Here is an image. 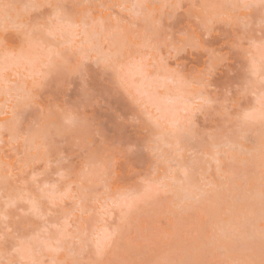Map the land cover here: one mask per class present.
Wrapping results in <instances>:
<instances>
[{"label":"rangeland","instance_id":"374dc122","mask_svg":"<svg viewBox=\"0 0 264 264\" xmlns=\"http://www.w3.org/2000/svg\"><path fill=\"white\" fill-rule=\"evenodd\" d=\"M3 2L13 6L10 21L19 17L29 31L48 22L52 10L45 5H65L69 25L43 34L45 43L36 44L11 23L6 31L0 19V215L8 216L0 220V237H8V246L0 240V260L261 264L264 205L244 201L255 193L264 201V118L254 95L240 94L236 86L246 75V53L259 67L264 50H249L246 43L243 51L234 47L245 27L257 43L264 39L261 12L210 8L207 16L224 21L209 28L203 24L205 11L192 7L259 0ZM32 5L38 7H26ZM94 43L103 46L98 54L113 63L97 66V53H92L82 77L75 69ZM51 50L62 55L69 71L54 72L42 84ZM140 57L154 80V93L137 91L139 78L128 76L130 60ZM201 93L211 103H202ZM165 98L178 100L174 114L164 109ZM160 105L163 110L156 111ZM57 107L83 123L66 140L57 138L47 153L38 152L40 130L32 126L39 122L42 130L60 123V112L49 113ZM244 111L251 115L241 132L235 117ZM177 123L190 127L179 144ZM226 138L234 149L226 146ZM90 154L95 159L81 175ZM61 156L66 162L57 166ZM186 191L192 198L181 200ZM132 193L138 194L134 208L121 223L120 209L105 201ZM34 202L42 207V218L33 213ZM102 217L117 235L109 250L97 254L93 236ZM253 218L258 220L251 223ZM245 219L251 225L242 224ZM248 230L260 239L240 242L238 232ZM17 232L36 237L31 251L24 246L13 253Z\"/></svg>","mask_w":264,"mask_h":264},{"label":"snow or ice","instance_id":"6c2138e0","mask_svg":"<svg viewBox=\"0 0 264 264\" xmlns=\"http://www.w3.org/2000/svg\"><path fill=\"white\" fill-rule=\"evenodd\" d=\"M13 7L12 5L5 4L3 0H0V19H2L5 30L7 31V25L11 23L12 29L20 34L22 33L26 39L29 41L36 43V44H44L45 41L42 39V35L46 34L51 36L54 29H60L65 23V15L67 8L65 5L56 4V5H45L43 7H47L51 9V13L48 18V22L44 24H37L35 26L31 27V30L29 31V25L24 24L20 18L18 17L16 21H10L9 16V9ZM26 7H38L36 5L32 6H26ZM122 8H126L127 5H121ZM133 8L135 7H145L143 5H133ZM164 7H173L171 5H165ZM175 7H179L178 5ZM193 8H200L205 11V19L203 21V24L205 27H214L215 24L220 21H224L223 16H207V10L210 8H226V9H236V8H243L245 10H252L255 8H258L261 12V18H262V26H264V0H259V3H245V4H225V5H209V4H203V5H192ZM89 24H85V27H89ZM96 39H99V36L97 34H94ZM245 43L248 45L249 50L252 47H258L262 50H264V39H261L259 43H257L254 39H252L247 32V28L245 27L244 32L237 38L236 43L234 44V47L243 51ZM126 43L122 45L121 47H126ZM102 45L99 43L90 44V52H87L84 54V59L82 62L76 67L75 71L80 76L86 75V68H87V62L90 59V56L92 53H97V59L96 64L99 66L100 64H105L108 66H111L113 63L112 57H103L100 56L98 53L102 50ZM15 50H13L14 54ZM249 58V63L246 69H243L242 71L246 72V75L242 74L240 76V79L237 82L236 91L240 94L246 95L249 92H251L257 103L260 106V113L261 117L264 118V59L261 60L259 67H257L256 61L254 58L250 56L249 53H246ZM116 56H119V53H116ZM7 59V57H5ZM129 72L134 74L135 76L139 77L142 80H147L146 73H145V65H144V59L143 57L140 58H133L130 60L129 64L127 65ZM69 71L66 63L63 61L62 55L56 51L51 50V54L49 56V62H48V73H42L41 77V83L43 84L44 81L51 77L54 72L59 73H67ZM59 83V82H58ZM34 99V97L29 96V103ZM198 99L202 103H211V101L205 100L203 93H201L198 97ZM190 103L192 101H189ZM52 111H57L61 113L60 116V123H53L50 127L45 126L41 130V126L39 122H36L32 127L33 129L40 130L37 132V135L39 139L41 140V144L37 146V151L39 152L41 148L45 151V153L48 152L49 147L52 143L55 142L57 138L61 140H66L69 136L73 134L74 129L76 128L78 122L76 117L68 110L64 108L57 107L56 109H49V113ZM251 115V112L244 111L240 114H238L235 117V126L238 130L241 132L244 130V128L247 125V121L249 120ZM174 127L177 131V142L179 144V140L183 137V135L190 130V127L185 125L181 126L179 123L175 124ZM32 133L30 132L29 135ZM226 146L229 149H234L236 145L231 142L230 139H225ZM86 142V141H85ZM171 147V145H169ZM153 152H158V147L154 146L152 148ZM95 157L91 154L89 155V162L85 164L84 170L81 173V175L85 174L88 169L91 167V161L94 160ZM66 161L63 160V157L61 156L60 159L57 160V166H59L61 163H64ZM44 187H50V185L45 184ZM52 195H56L55 192L52 193ZM136 193H132L129 195L121 196L116 199H108L105 201V205H111L112 208H118L120 209V221L123 223L126 220V217L131 213V211L134 208L136 198ZM33 213L36 215L37 218L43 217V209L40 206L38 202H34L33 207ZM8 216L7 213H3L0 215V220L7 221ZM4 227L7 228V224H4ZM8 231H11V229H8ZM117 231L111 229L110 227L103 224V217L101 218V226H99L95 232H94V245L95 250L97 254H103L107 250H109L116 240ZM36 237H23L20 232H17L16 235L12 238V250L13 253H17L21 251V248L24 246L28 247V250L31 251V242ZM0 240L4 243L5 246H8V237H0ZM57 244H59V241H56ZM0 264H17L16 261H13L11 259L9 260H0ZM24 264H35L34 261H28L24 262ZM78 264V262H77ZM127 264V262H125ZM163 264H172V262L164 261ZM175 264H180V262H175ZM261 264H264V260L261 261Z\"/></svg>","mask_w":264,"mask_h":264},{"label":"bare ground","instance_id":"6f19581e","mask_svg":"<svg viewBox=\"0 0 264 264\" xmlns=\"http://www.w3.org/2000/svg\"><path fill=\"white\" fill-rule=\"evenodd\" d=\"M67 22V21H66ZM68 22H70L71 23V21H68ZM66 24H68V23H66ZM69 25V24H68ZM70 26H73V27H70V28H74V25L72 24H70ZM63 27H65V26H63ZM65 28H67V27H65ZM65 28H63V29H65ZM63 32H64V30H63ZM68 34V33H67ZM71 36H73V35H71ZM66 38V40H68L67 39V37L68 38H70V36H65L64 35V33H63V38ZM71 40V39H70ZM64 43V42H63ZM67 43H69V40L67 41ZM258 62V61H257ZM128 76L129 77H135V75L134 74H132V73H130L129 72V70H128ZM139 78V77H138ZM146 78H147V80L145 81V80H142V79H140L139 78V83H138V85H137V91H142L143 93H154L155 91V89H154V80H152L151 78H150V76L148 75H146ZM143 87H144V89H143ZM156 88V87H155ZM148 104H150V102H147ZM178 103V100H176V99H173V98H165L164 99V109H166V110H168L171 114H174L178 109L176 108V104ZM183 103H186V99H184V101H183ZM155 110L156 111H161V110H163L162 108H161V105L160 106H156L155 107ZM4 113V112H3ZM5 113H7V112H5ZM1 125V124H0ZM263 151L261 150L260 151V153H262ZM256 194V193H255ZM255 194H253L251 197H249L248 198V200H247V202H246V200L244 201V205H247L246 203H250V202H252L253 203V205H264V201H262L261 200V196L259 195V196H257V195H255ZM192 197H191V194L189 193V192H185V194H184V197H182V199L181 200H188V199H191ZM258 199V200H257ZM252 200V201H251ZM253 201H255V203L253 202ZM241 202H243V201H241ZM251 203V204H252ZM243 204V203H242ZM248 221L249 220H251V219H247ZM256 220H258L257 218H253V221L251 222V223H254ZM244 221H245V224H246V226H248V224H250L251 225V223H250V221H249V223L246 221V219L245 220H243V222H242V224L244 223ZM247 222V223H246ZM240 225H241V223H240ZM253 230H248L247 232H243V231H240V232H238L239 233V235H238V237H237V239L240 241V242H244V241H246V240H252V239H260V237H259V234H255L254 232H252ZM262 238L264 237V235L262 234V236H261ZM59 248H60V246H59Z\"/></svg>","mask_w":264,"mask_h":264}]
</instances>
